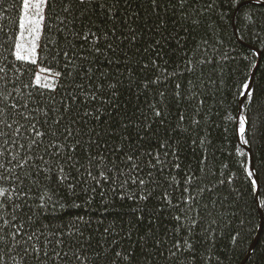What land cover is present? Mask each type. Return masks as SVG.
<instances>
[{
  "label": "trees",
  "instance_id": "trees-1",
  "mask_svg": "<svg viewBox=\"0 0 264 264\" xmlns=\"http://www.w3.org/2000/svg\"><path fill=\"white\" fill-rule=\"evenodd\" d=\"M21 3L0 0L3 264H264V0H48L36 65Z\"/></svg>",
  "mask_w": 264,
  "mask_h": 264
},
{
  "label": "snow or ice",
  "instance_id": "snow-or-ice-1",
  "mask_svg": "<svg viewBox=\"0 0 264 264\" xmlns=\"http://www.w3.org/2000/svg\"><path fill=\"white\" fill-rule=\"evenodd\" d=\"M77 2L79 4L83 5V4H87V3H93L94 0H77ZM47 3H48V0H36L35 3H33V0H22L21 7L25 11V18L21 19L19 22L20 36H21L22 41H23V39L31 37V40L29 41L31 47L30 48L25 47L23 42L17 44L15 47V51L13 53L16 61H19L21 63L30 64V65H36L37 64V42L40 40L39 34L42 32L44 22L46 19L45 15L43 14V12H44L43 6L46 5ZM30 10L34 13V15L31 18L28 17V13ZM25 30H27V36H25ZM82 39H84L85 41H88L89 36L87 34H85L82 36ZM64 55H65V58L67 59V53H65ZM0 71H3V69H0ZM41 72H45L47 74V76H52V73L47 72V70H45V69H41ZM55 76L57 78H59L60 74L56 73ZM52 83H55V80H53L50 83L46 77H42L39 74L36 75L35 79H34V86L35 87H37V88L47 87L51 91H55V89L52 88V86H51ZM243 91L245 93H247L249 100H251L253 93L249 89L248 84L243 85ZM160 114H161L160 112L155 113L156 116H160ZM245 124H246V120L242 119L240 121V128H239V134L241 135V137L244 136L245 131H246ZM9 127H11V125H9ZM32 130H35V133H36L35 140H34V144H35V142L39 141L40 138L43 137L44 133L40 132L35 124L32 125L30 132ZM15 131L19 132L20 129L17 128V129H15ZM242 143H246V141H242ZM71 151H74V149H72ZM2 155H3V153L0 152V156H2ZM57 155H59V152H57ZM39 159L41 160V162L46 163V161H44L43 157H39ZM31 160H33V157L28 156V158L24 161V163L27 164ZM0 167H2V166H0ZM21 167H23V165H21ZM61 171H62V169H61ZM249 175H251V173H249ZM133 182L134 183L136 182L135 178H133ZM139 183L142 185L144 183L143 179H141L139 181ZM252 183H253V185H256L257 181L253 180ZM3 195H4V193L2 191H0V196H3ZM146 199H147V196H145V195L140 196V200H146ZM164 200L168 201V197L165 196ZM168 203H171V202L168 201ZM261 207H264V205H261ZM175 219L177 221L180 220L179 217H175ZM186 243H187V241H186ZM177 247L179 248L180 246L177 245ZM188 247H191V245L188 244ZM117 255H119V253H117ZM173 255H175V253H173ZM0 264H3L2 257H0Z\"/></svg>",
  "mask_w": 264,
  "mask_h": 264
},
{
  "label": "water",
  "instance_id": "water-1",
  "mask_svg": "<svg viewBox=\"0 0 264 264\" xmlns=\"http://www.w3.org/2000/svg\"><path fill=\"white\" fill-rule=\"evenodd\" d=\"M256 67H257V65L255 66L253 72L251 73V76H250V79H249V82H248L249 89H251L252 84H253V79H254V74H255ZM246 96H247V93H244V95L241 97V99L239 101V110H238V115H237V120H236L237 125H238V122L240 120V115L242 113V105H243V102H244ZM237 130H238V127H237ZM237 137H238V142L241 144V146L249 154V162H250V167L249 168H250V172H251L254 180L257 181V184H256L257 186H256V191L254 193V198H255V201H256V204H257V209H258V212H259V218H260L259 230H260V227H261L262 221H263L262 211H261L260 206H259V203H258V193H259L260 185H259V181L257 179V176L254 174V168H253V165H252V159H251L252 157H251L250 149L247 146L242 145V143H241V136L239 135V131H237ZM256 238H257V235H256V237L254 239V242L256 241Z\"/></svg>",
  "mask_w": 264,
  "mask_h": 264
},
{
  "label": "rangeland",
  "instance_id": "rangeland-1",
  "mask_svg": "<svg viewBox=\"0 0 264 264\" xmlns=\"http://www.w3.org/2000/svg\"><path fill=\"white\" fill-rule=\"evenodd\" d=\"M36 2V0H33V3H35ZM45 8V5L43 6V9ZM43 14H44V12H43ZM34 15V13L30 10L29 11V13H28V17L29 18H31L32 16ZM25 18V11H24V9H23V12H22V16H21V19H24ZM41 34V33H40ZM39 34V35H40ZM25 36H27V30H25ZM31 40V37H28V38H26V39H23V41H22V39H21V36H20V29H19V34H18V39H17V44H19V43H21V42H23L24 43V45H25V47H28V48H30L31 47V45H30V41ZM41 41V38H40V40L37 42V52H38V49H39V42ZM16 44V45H17ZM41 76L42 77H46L47 78V80L51 83V81H50V79H53L54 80V77L53 76H47V74H41ZM35 93L36 94H39V92H46V91H50V89L49 88H47V87H43V88H37V87H35Z\"/></svg>",
  "mask_w": 264,
  "mask_h": 264
}]
</instances>
